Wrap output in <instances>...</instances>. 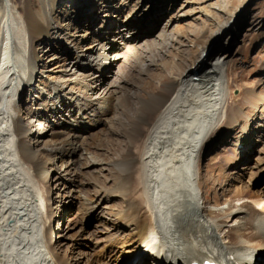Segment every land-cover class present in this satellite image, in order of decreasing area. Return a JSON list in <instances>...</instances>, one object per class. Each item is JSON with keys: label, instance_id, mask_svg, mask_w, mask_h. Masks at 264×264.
Instances as JSON below:
<instances>
[{"label": "bare ground", "instance_id": "6f19581e", "mask_svg": "<svg viewBox=\"0 0 264 264\" xmlns=\"http://www.w3.org/2000/svg\"><path fill=\"white\" fill-rule=\"evenodd\" d=\"M244 1L236 9L227 0L216 1L220 5L213 3L212 8L209 4L198 7L195 17L201 21L198 30L209 35L205 39L195 38L196 28L186 32L176 27L188 13L183 4L164 27L133 43L136 31L132 28L115 33L121 25L118 14L139 15L137 11L131 14L139 8L137 3L146 8L155 4L157 21L149 26L154 30L162 11L164 16L173 14L174 0H40L37 10L30 0H0V264H77L80 260L73 257L74 247L67 245L59 252L62 240L57 245L53 241V225H58L61 214L49 206L50 164L59 165L67 180L70 176L80 182L70 185L73 189L68 193H84L76 196V219L69 217V221L77 222L80 215L84 221L101 200L109 208L97 218L105 231L110 230L106 232L110 237L94 257L88 254L87 263L132 264L138 260L136 264H166L167 260L159 259L162 257L142 252L149 228L156 239L161 235L159 241L169 260L174 256L202 260L216 253L233 264H253L264 256V191L252 189L238 177V187L228 184L223 204L213 200L204 206L198 171L203 153L217 134L240 119L245 122L241 134L247 137L253 132L245 128L252 125L249 114L233 107L227 60L236 40L238 8ZM100 5L106 10L99 11ZM62 10L69 19L64 25L58 20ZM101 12L108 17L99 19ZM229 22L230 29L223 34ZM139 25L142 27L141 22ZM112 49L113 59L119 57L124 64L137 61L128 69L137 73L135 82L121 79L117 86L110 85L105 71L117 69L116 77L124 74L117 63L109 61ZM81 57L83 61H78ZM41 74L51 80L48 90L38 87L44 83ZM68 80L73 82L72 88L63 86ZM79 82L82 89L77 92L74 87ZM32 85L35 91L40 89L38 97H46V103L37 113L28 112L30 117L25 120L20 117L21 95L32 91ZM118 91L123 100L111 108L110 96ZM60 97L72 102L69 104L75 109L62 120L59 114L63 110L48 109ZM75 102L85 105V111L73 105ZM250 102L253 108L264 109V95L250 91L246 104ZM109 113L113 114L108 129L99 130L105 124L100 116ZM43 119L47 124L63 123L69 132H51L57 144L39 149L47 136L46 131L36 133L37 129L43 131ZM86 132H91L90 142L81 139ZM239 142L237 147L245 146L244 139ZM109 151L113 156L108 157ZM233 151L232 163L247 164L242 160L247 155L236 148ZM75 154L77 161L72 157ZM261 155L250 177L264 171ZM83 184L89 188L83 189ZM111 205L120 208L114 211ZM233 216L235 223L228 229L217 218Z\"/></svg>", "mask_w": 264, "mask_h": 264}, {"label": "rangeland", "instance_id": "374dc122", "mask_svg": "<svg viewBox=\"0 0 264 264\" xmlns=\"http://www.w3.org/2000/svg\"><path fill=\"white\" fill-rule=\"evenodd\" d=\"M30 1L35 10L40 8L41 6L40 0H30ZM216 1L218 0H174L175 7L173 8L175 9H173L174 11L173 14L172 15L168 14V16L167 15L164 16V12L162 11L161 12L162 20L159 21L158 26L154 30H151L149 26L152 27L157 21V17H155L157 14V11L155 10L156 9L155 4L157 3L158 5H161L162 2L155 1L154 6L151 8H146V6L144 7L142 6V4L140 5V3H137V5H139L138 6L139 8L133 9L131 11V14L137 11L139 15H134V16L131 15L127 17L124 14H118L121 25H118L116 27L115 33L120 34L121 33L120 29L122 31H125V30L128 31L130 28H132L134 31H136L133 38L131 37L134 43L135 38H140L141 35L147 36L150 33L151 34L155 33L160 27L161 28L164 27V25L167 22V19L175 15L176 9L182 6L183 4H185L184 11H187L188 13H186L187 15L185 17H182V19H180L176 23L177 24L176 27L178 26L182 27V29L183 28L186 29V32H191L194 30L193 28H196L197 31L196 32L193 31L195 38H197V40L205 39L208 34L203 30H200V29L198 30V28H200L201 26V21L195 17V13L198 7L200 6L203 7L202 5H205V4H209V7H211V4L213 3H215L216 5H220ZM239 1L240 0H227V4L230 6L231 9H236L239 5ZM115 4L116 3L114 2V5ZM130 9L131 8L129 7L128 10L130 11ZM241 9L238 8L239 17L237 18V21H236V25H237L236 27L237 30L235 32L236 40L233 42V45L231 46V51H230L231 55L227 59L228 64H229L228 74H229V81H230L231 97L233 100V107L242 109L245 115L249 114L248 121L252 123V125L250 124L251 126L245 127V128L253 132L251 133V135L244 137V135L241 133H242V126H244L245 122L243 119H240L239 123L233 126H230L228 130H226L224 133L217 134V136L215 137L214 143L210 144L207 147L208 148L207 151L203 153V156L199 162L198 171L201 177L200 179L202 181L201 192L205 196L203 199L204 206L206 205V203L208 205L211 203L213 204V200H215L216 203L223 204V202L225 201L224 195L226 193L228 184L229 185L234 184L235 186L237 181H239V178H240V181L241 180L245 181L246 182L245 184H248L252 189L264 191V171L258 170L252 177H250L252 171L255 168L254 164L256 162V158L261 157L262 153L264 156V128H263L264 109L262 107L253 108L251 106V102L249 106L246 104L250 91L254 93L257 92V93L264 95V0H245L243 2ZM104 10H106V8L100 5L99 11H104ZM128 10H125V11H128ZM107 12H112L114 14L118 13L117 10H111V9H108ZM59 13H60L59 14L60 19L58 18L57 19L60 20V23L63 22L62 23L63 25L67 24L68 22L67 20L69 19L64 17L65 11L62 10V11H59ZM205 14L206 13H204V15ZM108 15L109 14L107 13L105 14L101 12L99 19H103L104 16L105 18H107ZM139 22L142 23V27H140ZM109 23L110 22H107V25ZM230 25L231 24L229 22L225 26V31L223 34H225L230 29ZM145 28H148L146 32H144ZM172 28L175 29L174 26ZM232 35H234V33H231V36ZM127 36H129L128 32H127ZM143 36L141 38H143ZM219 42H221L220 39H219ZM109 52H111L108 55L109 61H111V63L113 62L117 63L116 67L119 68L124 73L122 76L118 75L117 76L118 78H117L115 74L117 69L116 71H114L113 69V73H110L108 70L105 71V75L110 76V79L108 80L109 83L111 82L110 85L117 86L118 82H120L121 79H123V81H126L128 84L135 82V79H136L135 76H137V73L135 72L132 73V71L128 72L129 65L132 66L134 61L131 60L128 63L124 64L122 63L119 57L114 58V59L112 58L113 52H114L113 49L110 50ZM214 54L215 52L211 54V58L214 57ZM43 57L44 56H41V58ZM78 61H83V57H81ZM134 63H137V61ZM39 65L40 64H37V69L39 70V73H40L41 67ZM77 65H79V63ZM115 77H116V80L114 83L112 81L115 79ZM54 79L55 78H53L52 80ZM38 80L39 79H36L37 84H39ZM40 80H42L44 83L43 84L40 83L38 87L43 88V89L45 88V90L46 89L48 90L47 86L50 84L51 80L46 79L45 74L40 75ZM80 84L81 82H79L78 87H74L75 90L77 89V92H80V89H82ZM66 85L72 88L73 82L71 80H68L63 86H66ZM38 90L40 89L38 88L35 91V88L32 85V91L26 90L25 92L22 93L21 111H20V117L22 119L26 120L27 118H29L30 114H28V112L30 111L37 113L42 108L43 104L46 103V97H40L39 99ZM64 92H66L65 96L71 99V95L69 94V92L65 90ZM256 99L257 98H255V100ZM120 100H123V99L119 91L114 94L112 92V95L110 96V99H109V104L110 106H112L111 108H113L114 105ZM69 103H72V102L67 101L66 99H63L60 97V100H57L49 104L48 109L50 111L55 108H59V111L63 110L64 114H59L60 115L59 118L62 120L64 119L63 117L66 116L67 112L75 110L73 106H71ZM75 104H78L79 108L85 111L84 109L85 105L77 103V102L73 103V105ZM112 114L113 113H109L106 116H100L101 120L105 119V124L99 127V130L102 127L104 131L108 129V126H109L108 118ZM31 115H34V114H31ZM40 115H41V118H43L44 114H42V111L40 112ZM106 119H107V122H106ZM38 120H41V119L39 118ZM43 122L44 123H42L41 125L43 127V131L42 130L39 131L38 129L36 130L37 132L35 131L38 134H41V132H45V131L47 132L46 133L47 136H45L42 139L43 141L45 140L46 143L40 142V144L38 145L40 146L38 147L39 149H43L44 146L51 147V145L55 146L57 144V142L52 141L53 135L50 134L51 132L54 133V131H58V130L69 132V130L65 129L66 127H64L63 123L60 126H58L57 123L51 124L50 122L47 124L46 120H44ZM90 135H91V132L81 133V136H83L81 139L84 141L90 142L91 140ZM102 135L104 134L102 133ZM243 139L245 143V146L243 148H238L237 145L234 146L232 144V143L236 144V142L238 143L239 141ZM29 142L33 143V140L29 139ZM43 144H46V145H43ZM93 145H95V143ZM226 146L227 147L229 146L231 148L225 150V148H227ZM235 148L241 151L243 156L247 155L246 157H243L242 159L243 162L247 161V164L241 165V163H238V161H234L232 163V160L234 157L233 150ZM94 151L98 152V150H94ZM111 152L112 151L107 152L109 153L108 157L113 156L110 154ZM72 157L76 158L75 161L78 160L77 159L78 154H75ZM101 158L103 157L101 156ZM260 167H262V163L260 164ZM91 174L96 175V172H92ZM62 175H65V174H63L62 169H60L59 165L55 166L54 164H50L49 171H48V176H49L48 185L50 189L49 190V197H50L49 206L52 212L61 214V218H60L58 225L57 224L53 225V229H54L53 241H55L57 245V243H60V240H62L61 242L62 246L61 248H59L58 250L59 252H62L67 245L69 246V248L74 247V251L71 249L73 251V257L80 258L77 264H90V263H87L88 261L87 259H89V255L91 254L93 256L94 253H96L97 249L100 247V245H102L104 241L106 242L108 240L107 238L110 237V234H106V232L111 233L110 230L105 231L103 225L101 226L102 223H100L97 218V217H100L101 215L103 217L106 213H108L109 208L106 205H104L103 201L101 200L94 207L92 214L89 213V215L85 217L84 221H82L83 217L82 215H80L78 216V219H77L78 221L74 222L75 221L74 219H76L75 218L76 213H73V212L77 211L78 206H79V198H77L76 196H79V195L82 196V194L84 193L82 191H80L79 193L75 192L73 193L74 196L72 195V192L68 193L69 188L73 189V187L78 186V183L80 182L77 181L78 179L75 180L74 177H70V176H69V179L67 180L68 177L67 176L63 177ZM123 175L125 174L124 173L121 174L122 177H124ZM59 177H63V178L60 179ZM79 179L86 180V177L80 176ZM70 180L72 182H70ZM70 185L73 187H69ZM83 185H82L83 189L87 190L89 188L87 184H83ZM235 187H238V185H236ZM71 197H72V202H71ZM111 207H112L111 209H113L114 211H117L118 208H120V206L113 208L112 205ZM62 209H64L63 212H62ZM68 209L70 212H68ZM188 211H190V209H188ZM85 214L87 213H84V215ZM205 214H207L206 211H205ZM69 217L74 218V219L72 221H69L68 220ZM212 217H215V216H212ZM217 218L220 221H225V223L223 224L225 225L224 226L225 229L230 228L235 223L234 216L231 218H221V217H217ZM120 225H123V221L120 222ZM59 233L60 234L63 233V234L59 237H56L58 236ZM222 234L223 233H221V235ZM55 242L53 244H55ZM97 255H99V253ZM111 264H114V261L111 262Z\"/></svg>", "mask_w": 264, "mask_h": 264}]
</instances>
